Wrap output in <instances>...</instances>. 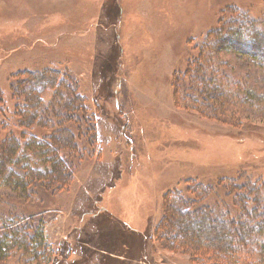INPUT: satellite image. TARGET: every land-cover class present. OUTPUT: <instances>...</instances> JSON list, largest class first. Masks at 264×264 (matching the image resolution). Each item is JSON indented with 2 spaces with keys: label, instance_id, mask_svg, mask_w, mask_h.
I'll return each mask as SVG.
<instances>
[{
  "label": "rangeland",
  "instance_id": "rangeland-1",
  "mask_svg": "<svg viewBox=\"0 0 264 264\" xmlns=\"http://www.w3.org/2000/svg\"><path fill=\"white\" fill-rule=\"evenodd\" d=\"M232 13L264 27V0H0V138L23 129L7 96L18 71L72 74L97 123L98 143L70 185L33 201L46 210L52 264H202L157 242L165 193L188 178L264 177L263 105H226L214 117L175 89V75ZM218 59L234 87L264 94L257 61L229 50ZM42 95L49 103L53 90ZM19 260L0 264H27Z\"/></svg>",
  "mask_w": 264,
  "mask_h": 264
},
{
  "label": "trees",
  "instance_id": "trees-1",
  "mask_svg": "<svg viewBox=\"0 0 264 264\" xmlns=\"http://www.w3.org/2000/svg\"><path fill=\"white\" fill-rule=\"evenodd\" d=\"M204 39L184 76L180 71L175 75L176 92L182 88L186 100L205 106L214 117L228 105L264 106V94L240 91L216 64L218 55L229 50L264 67V27L248 14L232 13ZM46 89L53 90L49 103L42 95ZM7 96L14 101L15 125L23 129L0 138V189L10 191H0V263L18 256L27 264H52L55 250L46 234V210L34 202L70 185L79 161L98 143L97 123L67 71H18ZM4 100L0 94V113H5ZM224 176L214 182L188 178L183 187L167 191L156 240L197 263L231 264L245 257L246 264H264V177L245 172Z\"/></svg>",
  "mask_w": 264,
  "mask_h": 264
}]
</instances>
